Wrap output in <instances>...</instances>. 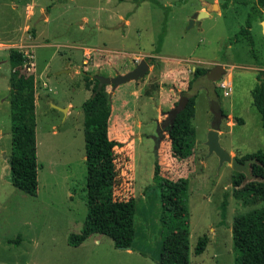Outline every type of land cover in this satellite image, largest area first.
<instances>
[{
  "label": "rangeland",
  "instance_id": "1",
  "mask_svg": "<svg viewBox=\"0 0 264 264\" xmlns=\"http://www.w3.org/2000/svg\"><path fill=\"white\" fill-rule=\"evenodd\" d=\"M27 1L30 2L0 0V264H158L162 239L169 230L164 228L169 219L163 214L160 191L153 182L158 157L161 177L188 182L184 202L189 211V264H235L232 220L252 208L233 196L231 166H220L216 155L208 156L204 143L213 118L210 102L216 100L223 115L232 116L221 121V147L229 154L234 152L237 158L264 152V128L252 97L264 70V8L256 4L257 0H217L219 11L214 4L210 16L206 13L191 25L198 10L214 0H32L40 29L36 38L34 20L26 27L20 16L23 2ZM16 5L17 10L13 8ZM40 7L45 8L47 24L42 23L40 14L38 20ZM125 19L129 21L127 26L123 25ZM248 21L249 33L244 35L240 31L246 29ZM123 33L124 42L118 43ZM104 45L120 48L118 54H102L114 64H102L101 70L89 64L84 66L86 72L114 74L125 70V65L132 67V59L139 51H154L181 59L170 63L185 67L209 71L221 64L226 69L222 80L231 75L232 92L227 97L217 87L218 82H209L206 75L194 80L191 89L183 90L195 97L191 123L196 140L188 130H182L181 148H172L166 128H161L167 121V112L157 124L167 110L163 101L145 103V97L133 99L132 83L118 88V98H107L108 87L105 88L111 107L109 122L122 144L115 149L114 197L136 202L135 238L130 252L116 248L103 235H93L78 247L67 243L70 235L80 233L87 214L82 104L92 96L85 88V73L75 75L74 68L81 67L82 48ZM20 47L29 55L35 47L31 61L44 71L42 78L48 86L44 88V81L37 80L36 196L15 188L10 177L11 69L7 54ZM151 78L150 91L158 94L160 79L156 73ZM192 79L190 74L186 83ZM162 86L169 88L170 84ZM123 100L129 105L124 109L119 105ZM225 194L226 218L221 223L220 206ZM203 237L207 238L205 250L195 255L197 241Z\"/></svg>",
  "mask_w": 264,
  "mask_h": 264
},
{
  "label": "trees",
  "instance_id": "2",
  "mask_svg": "<svg viewBox=\"0 0 264 264\" xmlns=\"http://www.w3.org/2000/svg\"><path fill=\"white\" fill-rule=\"evenodd\" d=\"M256 4L264 8V0ZM250 23L240 33H249ZM25 58L22 53L11 49L8 63L11 69L9 76L10 95V135L11 149L9 156L11 184L20 191L36 196L37 181V149L35 94L37 81L33 74L23 68ZM206 75V70L196 69L193 81ZM86 90L92 93L91 98L82 104L84 111V149L86 166V198L87 214L84 226L79 234L68 238L70 247L82 245L93 235L110 238L116 248L130 249L135 238L134 216L136 214L135 199L117 200L114 197L116 187L115 149L122 144L108 135L111 108L103 86L97 91L98 80L85 73ZM259 81L252 91L253 104L260 113L261 126L264 128V72L258 76ZM188 98L186 107L180 111L172 125L166 128L167 139L172 148H181L179 134L182 130L194 136L192 119L194 117V95L183 92ZM241 123V120H237ZM244 162L253 159L250 165L251 180L243 173L233 172L231 190L233 196L251 210L246 214H237L232 220L231 240L235 264H264V152L259 150L238 159ZM153 182L160 191V202L165 217H168L158 264H189V211L184 198L187 192V179L172 181L159 174L156 162ZM227 195L220 206L221 223L226 218ZM207 238L198 239L195 255L203 253Z\"/></svg>",
  "mask_w": 264,
  "mask_h": 264
},
{
  "label": "crops",
  "instance_id": "3",
  "mask_svg": "<svg viewBox=\"0 0 264 264\" xmlns=\"http://www.w3.org/2000/svg\"><path fill=\"white\" fill-rule=\"evenodd\" d=\"M31 1L32 0H30V2H28V1L23 2L22 10L20 12V16L23 18V22H25L26 27L28 26L27 25L28 22H30L31 20L32 21L34 20L35 35H36L35 37L37 38L40 35V31H39L40 29H38V27L36 25V23H38L36 20L37 10H36L35 4H33ZM214 4H217V9H218L217 11H219L220 5H218L217 0H214L212 4H205V5H207V8H205V6H202L198 10V12L199 13L205 12L208 14V16H210V12L213 11L212 7H214ZM13 8H15V10H17L18 6L17 5L13 6ZM30 9H31V11H30ZM33 10L35 11L34 15H33ZM261 10H262L261 14H263V16H264V10L263 9H261ZM45 13H46L45 8H43V7L38 8V20H39V14H40L41 15V21H43L42 23L47 24L48 23V17H47V15H45ZM121 18L122 17L120 16L119 19H121ZM84 21H87V19H84ZM123 23H124L123 24L124 26L129 25V21L126 19L123 21ZM36 38H35V40H36ZM124 39H125V35L123 33L120 35V38L118 39V43L122 42V41L124 42ZM36 46H37V44L35 45V47ZM35 47H33V48L35 49ZM124 47L125 46H123L121 48L123 49ZM34 49H33V54H32L33 56H35L34 55ZM81 50H82L81 55H80L81 67L76 65V67L74 68V70H75L74 73H75V75H79L81 73H83V74L88 73L90 75V77L94 78V79H95V77H102V78L110 79V78H114V77H117L120 75H125L126 73L132 71L134 69V67L136 65H138L141 61H143V60L147 61L148 62V70H147L146 74L142 77V79L140 78L137 80H132V81L126 82L124 84H131V83L133 84V85H130L132 88V90L130 92V96L133 99L138 100L140 97H142V98L145 97L146 98V101H144L145 103H149V102H152V101L157 99L160 102L163 101L165 103V105H167V110L165 112H162L161 117L158 118V120H157L158 125H160L159 122L164 117L163 115L177 105L181 91L186 90V88L188 89L189 83H186V81L189 78L190 74H193L195 72V70L197 68H199V67L192 68L190 66L185 67L184 65H181V64L170 63V62H174L175 60L177 61V63H179L182 60L177 59L175 57L168 56V55H160V54L155 53L154 51H146V52L139 51V53L137 54L138 56H135V58L132 59V62H133L132 67L127 68L125 65L124 66L125 70H123V71L116 70L114 72V74L101 75L99 73V70L86 72L84 70V66L91 64L90 66L92 68H93V66H96V69L101 70L102 64L110 65L111 63H113L112 59L106 58L102 54L103 53L118 54V53H120V48H118V47L109 48V46L104 45L103 47L82 48ZM95 51H97L99 54H95L94 53ZM8 54H7V57H8ZM34 59H36V58L34 57ZM221 66L224 68L225 73H226L225 67L223 65H221ZM34 72H35L34 74H37L35 77L36 81L38 79L40 81H44L43 85L46 87H44V86L43 87L48 88V86L45 83V79L42 78V76H44V71L43 70L40 71V70H38V68H35ZM62 73L63 72H60L58 74H62ZM155 73H156V76L158 77V79H160L159 80L160 83H159V85H157L159 87L158 89L160 90V92L158 94L150 91V88H149V86L151 85L150 79H152L151 77L154 76ZM227 78H228L227 81L231 85V75H229ZM139 81H141V82H139ZM163 83H169L170 87L164 88L162 86ZM124 84H122V85H124ZM120 86L121 85H119L115 88H112L111 86H106V87H108L107 88V98H109V99H111V97L118 98L119 93L117 92V90ZM231 92H232V87H231ZM37 96H38V94H35V102L38 101ZM66 105L72 106V104L70 102H67ZM119 105H120V107H122V109H124L125 106H129L125 100H123L121 102L119 101ZM112 111H113V108H112ZM194 112H195V101H194ZM228 116H230V115H226L223 120L225 121ZM110 117H111V115H110ZM230 117H232V116H230ZM118 118H119V116L115 117V119H118ZM212 119L213 118H211V123H212ZM137 125L140 126V122H137ZM232 125H233V122L229 127H232ZM220 126L222 127V125H220ZM210 129H211V126L209 125L208 131ZM165 134L167 136V133H165ZM108 135H109L110 139H114L116 141L120 140V138H121V137H119V135L113 133L110 122H109V127H108ZM222 135H223V130L220 129L219 130V137H221ZM193 137L195 139V136H193ZM138 138H139V136H138ZM192 138L190 137L189 139L191 140ZM119 142H121V141H119ZM204 145H205V143H204ZM156 152H157V150H156ZM230 155L237 158L234 152H230ZM238 159H240V158H238ZM157 160L159 162L158 164H161L159 157L157 158ZM126 251L130 252V249H126Z\"/></svg>",
  "mask_w": 264,
  "mask_h": 264
},
{
  "label": "water",
  "instance_id": "4",
  "mask_svg": "<svg viewBox=\"0 0 264 264\" xmlns=\"http://www.w3.org/2000/svg\"><path fill=\"white\" fill-rule=\"evenodd\" d=\"M207 16L205 12H200L194 15L190 24L194 23V19H202V17ZM148 70V62L141 61L138 65L134 67V69L125 75H120L114 78L106 79L102 77H95L98 80L97 91H99L103 86H111L115 88L119 85H122L126 82L137 80L142 78ZM63 72V71H61ZM225 70L221 65H216L211 68L206 73V78L209 82L216 83L218 82L222 76L224 75ZM188 102V98L186 96H181L177 105L170 109L167 112V124L172 125L176 115L182 111ZM65 112L66 109H60ZM210 111L213 115L211 129L207 133L205 146L207 147L208 156L216 155L219 160V165L222 166L224 163H227L231 166L233 172L243 173L248 180H251L252 176L250 173V165L254 162L253 159L245 160L244 162L238 161L234 156L230 155L226 152L220 145V137H219V129L221 125V121L225 118L221 111V107L216 100L210 102Z\"/></svg>",
  "mask_w": 264,
  "mask_h": 264
},
{
  "label": "built area",
  "instance_id": "5",
  "mask_svg": "<svg viewBox=\"0 0 264 264\" xmlns=\"http://www.w3.org/2000/svg\"><path fill=\"white\" fill-rule=\"evenodd\" d=\"M19 52L22 53L23 57L25 58V60L23 62V68L27 71V73L33 74L34 70H35V63L33 61H31V59H33V55H31V54L29 55L28 54L29 51L21 49V47H20ZM262 72H264V70ZM222 79H224V78H221L216 85L220 89L224 90V96L227 97L231 93V85L229 84V82L227 80H222ZM44 87H46V86H44Z\"/></svg>",
  "mask_w": 264,
  "mask_h": 264
},
{
  "label": "flooded vegetation",
  "instance_id": "6",
  "mask_svg": "<svg viewBox=\"0 0 264 264\" xmlns=\"http://www.w3.org/2000/svg\"><path fill=\"white\" fill-rule=\"evenodd\" d=\"M167 126H168L167 122L164 121V122L162 123V125H161V128H167ZM158 130H160V129H158Z\"/></svg>",
  "mask_w": 264,
  "mask_h": 264
}]
</instances>
